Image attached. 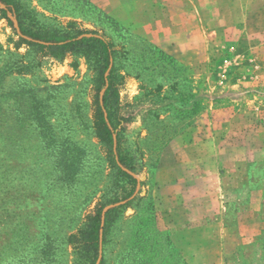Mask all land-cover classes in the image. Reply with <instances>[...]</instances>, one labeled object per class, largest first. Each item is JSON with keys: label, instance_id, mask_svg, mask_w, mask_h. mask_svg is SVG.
I'll use <instances>...</instances> for the list:
<instances>
[{"label": "rangeland", "instance_id": "374dc122", "mask_svg": "<svg viewBox=\"0 0 264 264\" xmlns=\"http://www.w3.org/2000/svg\"><path fill=\"white\" fill-rule=\"evenodd\" d=\"M18 1L42 25L94 31L80 0ZM87 1L188 67L181 76L204 109L171 140L198 127L213 148L243 154L242 187L182 182L172 153L160 159L168 144L157 150L169 121L146 132L149 102L135 99L137 80L121 79L120 112L132 113L121 149L134 158L140 200L113 227L105 264H185L165 246L170 224L185 219L220 225V264H264V0ZM7 18L0 13V264H79L80 231L98 208L114 206L105 204L120 187L100 138L95 72L81 57L27 46Z\"/></svg>", "mask_w": 264, "mask_h": 264}, {"label": "trees", "instance_id": "16d2710c", "mask_svg": "<svg viewBox=\"0 0 264 264\" xmlns=\"http://www.w3.org/2000/svg\"><path fill=\"white\" fill-rule=\"evenodd\" d=\"M80 1L91 11L89 13L94 31L82 32L78 29L42 25L36 21L33 11L18 0H0V4L4 6L0 13L9 23L11 20L7 18V14L14 17L18 34L27 46L42 55L57 58L67 55L81 57L95 72L99 93L96 117L100 138L107 147L108 160L120 181V187L105 204L114 206L105 211L104 205L101 206L84 224L79 233L77 255L79 264H105V245L113 227L124 218L126 210L140 200L138 194L134 196L138 183L134 176L137 172L134 158L121 149L124 125L132 120V113L120 112L119 81L124 77L137 80L139 92L135 99L149 102L141 115L146 132L158 131V123L164 121L161 117L169 121V125L164 126L163 132L161 131L162 141L157 147L158 152L204 109V98L200 96L194 82L188 81V85L185 84L181 75L188 67L134 34L89 1ZM184 90L188 92L187 99L183 98ZM165 138L167 139L164 140ZM123 201V204L115 205ZM146 212L148 220L155 223L156 214L152 202ZM139 217L140 215L137 218ZM142 226L141 222L135 225V235L142 236ZM165 246L178 260H184L172 244L169 232L165 233ZM100 249L102 254L98 258Z\"/></svg>", "mask_w": 264, "mask_h": 264}, {"label": "crops", "instance_id": "0c3cea01", "mask_svg": "<svg viewBox=\"0 0 264 264\" xmlns=\"http://www.w3.org/2000/svg\"><path fill=\"white\" fill-rule=\"evenodd\" d=\"M198 129L192 127V131L171 140L162 150L160 159L172 153L177 160L174 165L181 172L179 178L182 182H201L202 188H213V192L221 190L222 185L225 188L227 183L234 188L242 187L237 180L243 161L242 151L213 148V138L196 133ZM196 219H202V216L192 218ZM185 220L180 224H170L169 234L186 264H220V251L223 248L220 225L194 226L189 224L191 219Z\"/></svg>", "mask_w": 264, "mask_h": 264}, {"label": "water", "instance_id": "95a60500", "mask_svg": "<svg viewBox=\"0 0 264 264\" xmlns=\"http://www.w3.org/2000/svg\"><path fill=\"white\" fill-rule=\"evenodd\" d=\"M99 254H101V251H100V253Z\"/></svg>", "mask_w": 264, "mask_h": 264}]
</instances>
